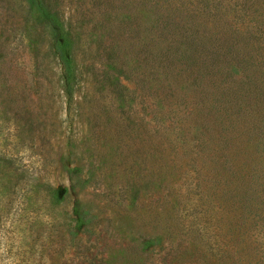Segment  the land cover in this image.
I'll return each instance as SVG.
<instances>
[{"label": "rangeland", "instance_id": "obj_1", "mask_svg": "<svg viewBox=\"0 0 264 264\" xmlns=\"http://www.w3.org/2000/svg\"><path fill=\"white\" fill-rule=\"evenodd\" d=\"M31 1L0 0V264L98 263L105 256L112 264H221L224 252L241 258L238 264H264V161L259 180L248 184L259 195L250 220L235 227L241 211L227 193L235 186L219 181L218 166L193 147L194 138L168 130L180 136L178 147L161 146L158 125L179 118L167 105L158 111L156 79L174 83L166 102L193 101L199 88L178 67L166 69L176 58L156 73L152 54L166 51L149 39L164 10L141 0ZM210 1L192 0L190 13L205 20L219 7L239 28L238 45L264 63V0ZM45 6L65 24L68 50L53 42ZM227 45L221 59L235 60ZM62 51L73 65L68 92ZM228 66L235 77L219 72V98L241 79L243 65ZM251 101L260 131L264 94ZM189 119L196 115L184 126Z\"/></svg>", "mask_w": 264, "mask_h": 264}, {"label": "trees", "instance_id": "obj_2", "mask_svg": "<svg viewBox=\"0 0 264 264\" xmlns=\"http://www.w3.org/2000/svg\"><path fill=\"white\" fill-rule=\"evenodd\" d=\"M191 1L141 0L143 6L154 4L153 7L164 10V13L154 21L155 35L150 39L148 38L149 42H153L155 45L161 44L160 50L164 48L166 51L162 55L159 51L154 50L155 53L152 54L156 58V65H158L156 73L158 74L161 65L164 66L166 62L171 63V57L176 58V63L166 64V69L178 67L180 70L177 73L180 77L184 75L188 81V78L193 76L192 83L199 87L196 92L198 98L196 96L190 98H194L193 101L187 102L188 96L186 95L178 97L184 99L182 101L185 103L184 109L178 110V98L166 102V98H170V93L173 92L174 95V83L168 79H156L159 81L156 87L159 97V103L156 105L159 107L158 111L164 110L167 105L169 107L168 114H174L175 118H179V121H173L167 126L158 125L157 131L165 136L161 146L178 147L180 136H176L175 139L172 138L176 131L187 137L188 140L194 138L196 145L193 147L201 151L203 158L206 157L212 164L218 166L216 170L219 181L223 180L227 188L229 186L228 181L229 184L235 186L228 189L227 193H233L234 197V201L232 198L230 199L232 202L229 206L235 212L241 211L240 218L235 222L233 221V224L235 227H241L238 221L242 223L250 220V216L247 217V215L250 214V209L253 207L256 198L259 197V195L256 197V193L250 192L248 184L259 180L260 173H257L256 167L257 164L259 165L264 161V142L262 140L264 125L262 131H259V124L261 123L257 119H253V107L258 105L251 100L254 94L259 96L264 94V89H257V78L254 70V68L258 69L259 77L260 79L263 78L262 82L264 83V63L262 61L257 63L250 51L247 50V46L238 45V38L234 35L238 34L239 28L225 20L226 12H221L219 7H215L216 9H210L206 13L205 20H199L196 18L198 16L190 13L195 12L191 9L193 4ZM207 1L209 4L211 3L210 0ZM31 2L44 6L40 0H32ZM43 16L46 24L50 27L53 42L68 50L69 41L64 29L65 24L52 13L48 6H45V10L43 9ZM209 21H212L211 26H208ZM237 22L239 21H236V25ZM225 35L228 41L224 40ZM224 43L228 44L227 49L230 53L236 52L235 60L228 59L227 54H223L224 60L221 59L220 51ZM62 61L65 65L63 76L68 92L72 88L71 82L74 81V72L70 56L65 55L64 51H62ZM230 61H235L237 65H243L241 79L238 80L236 89L230 91L232 93L227 89L222 90L219 98V84L217 83L219 72L226 74V78L235 77L228 66ZM206 80L211 83L210 86ZM221 83H225V81ZM144 87L145 81L141 86L142 91H145ZM152 102L153 100L148 101L149 104ZM174 106L177 108L172 109ZM182 111L184 112L180 117ZM194 115H196V119H189L192 123L184 126L183 122ZM168 130L175 132L167 133ZM256 130L257 133H255ZM254 155L260 160L259 162L255 163ZM52 192H54L53 189ZM56 192L58 193L56 199L62 201L65 192L62 190ZM243 215L244 218L241 217ZM225 253L220 258L221 264L239 263L241 258L235 261V254L228 252L225 255ZM63 264H112V262L108 256H105L98 263L70 261Z\"/></svg>", "mask_w": 264, "mask_h": 264}]
</instances>
